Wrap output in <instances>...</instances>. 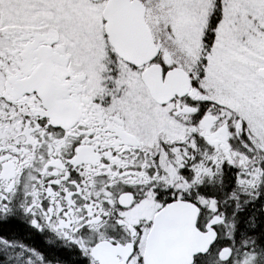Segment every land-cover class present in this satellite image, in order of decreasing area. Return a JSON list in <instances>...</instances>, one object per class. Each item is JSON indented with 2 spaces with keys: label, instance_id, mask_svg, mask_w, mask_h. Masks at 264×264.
Returning <instances> with one entry per match:
<instances>
[{
  "label": "snow or ice",
  "instance_id": "1",
  "mask_svg": "<svg viewBox=\"0 0 264 264\" xmlns=\"http://www.w3.org/2000/svg\"><path fill=\"white\" fill-rule=\"evenodd\" d=\"M0 264H264V0H0Z\"/></svg>",
  "mask_w": 264,
  "mask_h": 264
}]
</instances>
